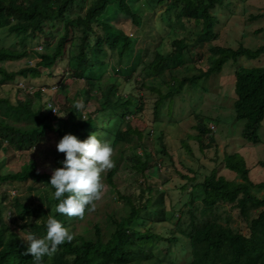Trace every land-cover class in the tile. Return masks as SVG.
I'll use <instances>...</instances> for the list:
<instances>
[{
    "label": "trees",
    "instance_id": "obj_1",
    "mask_svg": "<svg viewBox=\"0 0 264 264\" xmlns=\"http://www.w3.org/2000/svg\"><path fill=\"white\" fill-rule=\"evenodd\" d=\"M134 1L138 0H0V30L16 36L20 46L16 49L0 46V84L27 80L29 85L44 73L54 77L65 72L73 82L81 80L84 86L80 110L73 107L78 91L64 96L63 102L57 104L44 99L45 91L52 89L48 81H42L35 89L15 85L11 97L0 95V189L10 183L17 192L8 200L14 214L6 212L0 201V264H33L31 254L25 252V233L19 229L29 225L34 236L40 237L45 232L47 215L59 219L72 232L73 239L58 245L51 256L43 257V264H264V182L250 180L248 167L237 152L226 153L222 163L238 180L226 178L212 167L192 185V189L202 195L199 203L188 209L186 227L182 228L177 222L176 228L190 247V254L189 251L188 255L181 253L185 243H180L177 253L186 256L181 260L160 257L155 251V246L176 245L180 239L174 229L159 232L149 221L147 213L154 206L152 188L147 186L144 199L140 195L135 199L132 194L115 189V174L123 175L127 170L138 171L143 176L146 170L157 166L158 155L133 152L132 162L126 163L122 161L123 149L120 150V158L113 159V167L101 174V184L114 191L115 198L122 200L128 210L125 213L107 211L102 219L93 221L90 214L97 208L98 198L86 208L83 217L56 213V201L51 198L50 186L46 184L51 173L39 168L35 156L25 157L28 150L45 141L48 133L58 139L64 133L84 139L91 132L101 141L110 142L113 149L121 143H126L129 150L144 147L148 127L157 122L166 99L180 92L184 84L195 86L199 79L219 72L226 61H236L241 56L256 58L264 53V44L254 49L241 43L237 47L214 44L217 33L212 10L224 0H143L146 8L164 4L166 13L174 10L175 21L180 25L167 50L158 48L159 43L149 48L144 44L148 36L142 26L144 12L134 8ZM120 16L132 25L131 32L118 23ZM262 16L264 13L260 12L252 14L251 18ZM168 21H165L167 26L171 25ZM185 21L197 27L193 35L184 34ZM137 31L142 32L144 38L133 35ZM200 40L212 43L206 67L200 66L190 75H171L172 83L162 79L167 85L165 92L147 85L143 78L162 77L169 61L177 60ZM28 42L42 44L43 48L28 51ZM30 56L37 59L33 63L24 62L16 69L3 65ZM62 60L63 70L57 71V64ZM110 60L115 63L114 68L125 66L128 81L140 64L143 77L139 84L154 94L153 119L147 118L144 112L143 95L132 89L126 95L119 94L114 84L105 87L99 82L100 71ZM234 74V116L244 120L242 138L256 143L260 140L258 129L264 118V65L240 66ZM49 106L54 107L56 113ZM128 115L131 118H127ZM112 119L117 121L115 129L106 126ZM196 128L195 139L203 146L202 137L210 128L204 123L197 124ZM158 138L162 147L157 154H165L161 133ZM184 146L188 148L186 143ZM17 151L22 154L19 167L16 170L4 168V160L13 159ZM62 159L63 153L56 151L51 159L53 167L61 166L58 161ZM185 178L183 189L194 180ZM260 190H263L262 195H258ZM32 191L38 194L39 200L35 201ZM3 195L6 199L8 194ZM159 201L165 205L162 196ZM227 207L237 210L245 232L233 224ZM25 216L31 218L28 224L24 223Z\"/></svg>",
    "mask_w": 264,
    "mask_h": 264
},
{
    "label": "rangeland",
    "instance_id": "obj_2",
    "mask_svg": "<svg viewBox=\"0 0 264 264\" xmlns=\"http://www.w3.org/2000/svg\"><path fill=\"white\" fill-rule=\"evenodd\" d=\"M134 8H139L143 11V29L147 32L146 41L144 44L149 48L159 43L158 48L167 50L169 48L170 40L177 35L176 31L180 30V25L175 21V11L170 10L165 12V6L156 5L154 8H146L143 0L133 2ZM215 16L214 31L217 33V38L214 44L237 47L240 43L248 48H256L258 45L264 44V16L251 18L252 14L260 12L264 13V0H224L221 5L213 8ZM118 23L123 26L125 31H132V25L123 16L119 17ZM168 18V19H167ZM167 19V20H166ZM169 20V21H168ZM165 21L171 23L166 24ZM175 21V22H174ZM61 29V26H58ZM197 27L192 22L185 21L184 34H194ZM55 31V28H52ZM56 35V34H54ZM137 37H143V33L137 31L133 32ZM55 37V36H54ZM193 42V41H191ZM212 43L198 41L193 44V48L189 51L183 52L177 60L169 61L167 67L162 71V77L143 78L147 85H154L162 92L167 90V85L163 82H173L171 75H190L196 72L199 67H206L207 59L210 55V46ZM0 46L10 47L12 49L19 48L17 45V37L5 30H0ZM27 50L42 49V44L27 43ZM32 55V53H30ZM198 55H201L200 57ZM37 59L34 56L25 57L17 61H9L3 63L7 69H16L24 62L33 63ZM114 61L109 63L100 71L102 75L99 82L108 87L114 84L115 91L123 95L128 94L130 89L143 95V108L147 118L153 119V96L151 90L140 86L141 81V66L138 64L134 68L130 80H127V74L124 65L115 66ZM264 65V53L256 58H246L241 56L236 61H226L219 72L209 75L207 78L199 79L192 86L188 83L180 88V92L166 99L164 107L161 109L157 122L150 124L148 127L149 136L144 139L145 146L129 150L126 148V143H121L113 149L112 159L118 160L120 158V150L123 151V162H132L131 154L137 153L142 155L144 152H150L158 157L156 167L145 171L142 176L140 172H130L124 170L123 175L115 174V189L125 194H132L133 198L136 196L144 199L147 194V186L152 188L150 195L152 197V206L150 212L147 213L150 218L149 221L153 224L156 231L166 233L170 229H174L176 235L180 239L176 245H158L155 246V251L160 257H175L177 260L186 259V256L179 255L177 251L180 249V243H185L184 249L181 253L190 254L189 244L183 239L176 228L180 223L182 228L186 227L189 222L188 209L194 204H198L202 193L198 190H193L192 185L199 181L204 174H206L212 167L217 169V173L226 178H236L235 173L226 169L223 166L222 158L226 153L237 152L244 159L248 170L249 178L252 182H264V118L258 129L260 140L256 143L247 141L241 136V129L244 123L243 119H237L234 116L233 100H234V79L235 70L240 66L252 67ZM64 67V60L57 64L56 70L61 71ZM55 70V73H57ZM64 74V75H63ZM56 74L54 77L47 76L45 73L37 80L27 84V80H19L17 82L0 84V95L12 96L15 85L35 89L41 85L42 81H48V85L52 86L54 90H46L44 99H51L57 104L58 101L63 102L66 95L76 94V100H82V90L84 86L82 81L73 82V79L67 76V73ZM63 78V81L59 79ZM163 79V80H162ZM32 81V80H31ZM50 82V83H49ZM44 86H42L43 88ZM130 117V115L126 116ZM131 118V117H130ZM206 125L210 128L209 132L202 137L203 146H200L195 135L198 133L197 124ZM117 121L112 119L107 127L115 129ZM163 136V145L166 148V153H158L161 150V143L159 135ZM107 139V137L105 138ZM58 138L53 133H48L45 141L39 144L35 149H30L25 153V157L35 156L37 165L43 171L50 172L53 167L52 155L56 152L55 144ZM186 143L187 147L184 146ZM128 147V145H127ZM189 149V150H188ZM20 151L16 152L13 159L4 160L3 167L10 170H16L20 163ZM120 162V161H119ZM122 163V162H120ZM186 177H193V182H189L187 188H181L185 183ZM0 201L6 207V212L14 214L13 208L10 206L8 200L16 188L13 184L7 183L1 186ZM34 191H32L33 193ZM7 193L6 195H3ZM192 193V194H191ZM263 190L258 191V195H262ZM4 196V197H3ZM162 196L165 201H159ZM35 201L39 200L37 193H33ZM192 199V203L190 202ZM157 201V202H154ZM162 203V204H161ZM8 206V207H7ZM96 209L91 212L90 219H102L107 211H118L125 213L128 206L115 198V192L109 190L104 185L101 188L100 195L97 199ZM227 211L231 214L233 224L240 226L245 232L246 228L241 224L237 210L227 207ZM7 213V214H8ZM163 217V218H162ZM159 219H161L159 221ZM178 222V223H177ZM32 231L29 225L20 228L19 231ZM25 233V232H24ZM26 235V234H25ZM162 247H165L164 250ZM163 249V250H162Z\"/></svg>",
    "mask_w": 264,
    "mask_h": 264
},
{
    "label": "clouds",
    "instance_id": "obj_3",
    "mask_svg": "<svg viewBox=\"0 0 264 264\" xmlns=\"http://www.w3.org/2000/svg\"><path fill=\"white\" fill-rule=\"evenodd\" d=\"M73 107L80 110L83 101H74ZM48 108L56 113L54 107ZM55 149L63 153V159L58 161L61 166L52 169L46 183L50 186L51 198L56 201L55 212L83 217L86 208L100 195L101 174L113 167V147L110 142L101 141L90 132L84 139L64 133L56 142ZM30 219L25 216L24 223L28 224ZM44 226L45 232L40 237L29 230L24 231L23 239L27 241L25 252L31 254L33 264H43V257L51 256L58 245L73 239L72 232L54 215H47Z\"/></svg>",
    "mask_w": 264,
    "mask_h": 264
},
{
    "label": "built area",
    "instance_id": "obj_4",
    "mask_svg": "<svg viewBox=\"0 0 264 264\" xmlns=\"http://www.w3.org/2000/svg\"><path fill=\"white\" fill-rule=\"evenodd\" d=\"M210 128L213 129L214 128L213 125H211Z\"/></svg>",
    "mask_w": 264,
    "mask_h": 264
}]
</instances>
